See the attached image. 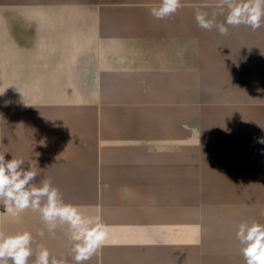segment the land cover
Returning a JSON list of instances; mask_svg holds the SVG:
<instances>
[{
    "label": "crops",
    "instance_id": "0c3cea01",
    "mask_svg": "<svg viewBox=\"0 0 264 264\" xmlns=\"http://www.w3.org/2000/svg\"><path fill=\"white\" fill-rule=\"evenodd\" d=\"M158 3L0 0V154L109 226L86 264H245L237 227L264 224V24L221 36L195 20L216 0L163 20ZM42 229L0 203V233L74 264L67 226Z\"/></svg>",
    "mask_w": 264,
    "mask_h": 264
},
{
    "label": "clouds",
    "instance_id": "9594fccd",
    "mask_svg": "<svg viewBox=\"0 0 264 264\" xmlns=\"http://www.w3.org/2000/svg\"><path fill=\"white\" fill-rule=\"evenodd\" d=\"M183 6L182 0H159L157 5L149 7L152 17L163 20ZM225 8V21L217 23V16L223 14ZM195 20L201 29L216 30L221 36L228 34L229 27L241 25L255 31L264 24V0H216L211 13L197 10ZM259 142L264 143V138ZM39 175L38 168L26 167L22 158L5 160V153L0 154V203L12 216H20L28 210L38 213L44 224V229L38 233L42 238L45 230L51 236L58 228L67 226L72 242L71 258L74 264H86L108 242L109 226L100 217L87 216L79 207L65 203L51 178L37 184ZM236 238L245 264H264V224L243 221L237 227ZM34 242L28 231L7 236L0 233V264H9V261L11 264H29L33 256V264H66L63 257L52 256L42 244L34 250Z\"/></svg>",
    "mask_w": 264,
    "mask_h": 264
}]
</instances>
